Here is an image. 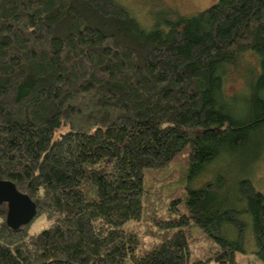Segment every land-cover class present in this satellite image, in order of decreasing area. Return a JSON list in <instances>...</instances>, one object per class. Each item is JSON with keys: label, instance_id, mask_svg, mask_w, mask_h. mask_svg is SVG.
<instances>
[{"label": "trees", "instance_id": "trees-1", "mask_svg": "<svg viewBox=\"0 0 264 264\" xmlns=\"http://www.w3.org/2000/svg\"><path fill=\"white\" fill-rule=\"evenodd\" d=\"M165 9L147 27L118 0H0V180L37 206L13 229L0 205V264H241L250 218L264 262L250 178L176 190L179 220L157 209L175 173L153 175L181 159L209 175L264 129V0ZM246 53L257 60L241 66ZM232 72L243 84L227 92ZM39 217L50 225L31 232ZM191 220L214 243L204 258L191 260L183 227L166 234Z\"/></svg>", "mask_w": 264, "mask_h": 264}, {"label": "rangeland", "instance_id": "rangeland-1", "mask_svg": "<svg viewBox=\"0 0 264 264\" xmlns=\"http://www.w3.org/2000/svg\"><path fill=\"white\" fill-rule=\"evenodd\" d=\"M118 1L124 4L136 16V18L138 17L137 19L141 21L144 26L149 27L153 23V14L155 10L156 13H160L159 15L163 16L164 12H166V10H169L165 9V7L169 6V8H174L181 14L193 15L210 7L218 0ZM256 60L257 58L254 54L246 53L242 61L240 62V65L243 66L249 61L255 62ZM232 71L236 70L232 69ZM242 84L243 81L240 76H238L236 72H232V74L229 77L227 76L226 78L225 89L227 92H232L241 87ZM252 160L253 163L251 164ZM209 170V175L201 173L199 175L191 176L190 171L185 165V161L183 159L179 160L172 166H167L165 168L155 170L153 172V175L157 179L167 177L172 174V172L175 173V182L172 183L169 181H163L162 183L161 191L163 198L160 202L161 206L157 208L158 212L162 213L161 215L163 217L166 216V218H178L180 220V211L183 209L184 201H175L172 204L171 200L174 199L172 197V194L176 190H180L181 196L183 197L185 194H188L190 189L200 188L201 186H203L218 172H224L227 174L229 185L231 186H234L236 181L240 178L248 177L254 182L256 188L264 194V129H261L259 132L255 133L252 136L251 141L240 151L233 154L221 156L219 160L217 159L210 165ZM147 181L148 185L149 183H156L152 176H149ZM176 207H179L178 210H176ZM152 215L157 216L155 214ZM244 217L249 220L247 216ZM148 221L152 222V219H149L145 216L140 220H133L131 222H128L125 227L128 229L138 227L144 228L147 225ZM49 225L50 223L44 217H39L31 224L30 231L38 232L43 228L48 227ZM179 227H183L189 235L191 260L204 258L211 252L214 243L211 240V237L207 236V232L203 231L202 227L197 222L191 220L189 224L179 223L177 226L166 230V234L171 235ZM255 250L256 245L254 241L252 220L250 218L246 231V252H238L237 254V257L241 264H264V262L256 255Z\"/></svg>", "mask_w": 264, "mask_h": 264}, {"label": "water", "instance_id": "water-1", "mask_svg": "<svg viewBox=\"0 0 264 264\" xmlns=\"http://www.w3.org/2000/svg\"><path fill=\"white\" fill-rule=\"evenodd\" d=\"M7 203V223L13 229L31 222L37 214L36 203L19 191L11 180H0V205Z\"/></svg>", "mask_w": 264, "mask_h": 264}]
</instances>
